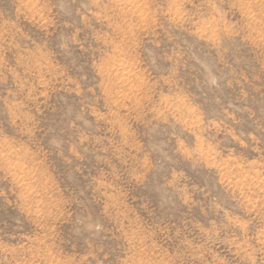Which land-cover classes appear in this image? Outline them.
Here are the masks:
<instances>
[{
	"label": "rangeland",
	"instance_id": "1",
	"mask_svg": "<svg viewBox=\"0 0 264 264\" xmlns=\"http://www.w3.org/2000/svg\"><path fill=\"white\" fill-rule=\"evenodd\" d=\"M0 264H264V0H0Z\"/></svg>",
	"mask_w": 264,
	"mask_h": 264
},
{
	"label": "bare ground",
	"instance_id": "2",
	"mask_svg": "<svg viewBox=\"0 0 264 264\" xmlns=\"http://www.w3.org/2000/svg\"><path fill=\"white\" fill-rule=\"evenodd\" d=\"M30 191H31V186H30V184H28V185L26 186L25 190H24V193H28V192H30Z\"/></svg>",
	"mask_w": 264,
	"mask_h": 264
}]
</instances>
